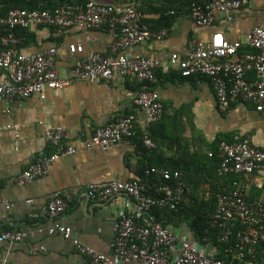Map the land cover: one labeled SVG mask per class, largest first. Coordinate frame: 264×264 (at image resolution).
<instances>
[{
    "label": "crops",
    "instance_id": "1",
    "mask_svg": "<svg viewBox=\"0 0 264 264\" xmlns=\"http://www.w3.org/2000/svg\"><path fill=\"white\" fill-rule=\"evenodd\" d=\"M3 1L0 0V8ZM96 1L118 8L136 2L141 6L144 20L153 24L161 18L159 8L171 0ZM256 27H264V0H253L233 22L218 13L216 22L207 28H199L189 16H181L165 40H151L135 46L131 53L167 59L172 53H186L191 40L209 41L215 34L222 33L231 42L245 41ZM26 35L23 47L26 54L50 48L58 50L56 66L62 77L70 74L80 57L70 52L71 45H83L84 56L92 52L108 56L113 41L108 28L85 32L70 29L56 38L52 29L38 27L28 30ZM248 79L254 81L255 74L249 73ZM142 85L133 78L115 76L107 82L74 81L64 90L48 91L45 100L34 95L12 103L0 101V232L27 234L14 246L0 243V264H90L86 257L76 252L71 240L55 230L53 221L44 213V208L59 192L72 194L73 201L58 221L70 226L75 238L109 255L115 221L130 208L123 197L104 203L88 202L84 194L89 185L139 179L145 156L157 163L186 162L190 165L191 176L202 179L212 169L214 162L210 154L217 150L216 142L223 137H250L254 146L264 149V111L258 112L251 104L237 102L227 113H221L209 78L185 79L176 72L157 71L152 89L165 109L159 127H148L145 115L134 105ZM8 107L12 109V116L6 113ZM126 115L135 116L139 136L148 131L151 135L155 133L154 148L141 143L138 135L133 144H117L107 150L83 146L96 129ZM11 124H19V138L8 129ZM49 128H64L67 132L65 144L77 147L78 152L55 162L44 178L18 186L15 180L27 167L40 156L53 152L54 148L44 139ZM180 139V146L174 144ZM255 179L259 180L256 185L245 180L241 182L250 201L264 204V173H258ZM29 200H33L32 205L27 203ZM171 228L180 238L196 242L187 224L176 222ZM203 247L209 256L221 257L229 264H264L262 256L253 261L243 260L224 252L214 241Z\"/></svg>",
    "mask_w": 264,
    "mask_h": 264
},
{
    "label": "built area",
    "instance_id": "2",
    "mask_svg": "<svg viewBox=\"0 0 264 264\" xmlns=\"http://www.w3.org/2000/svg\"><path fill=\"white\" fill-rule=\"evenodd\" d=\"M253 0H201L192 4L189 18L199 28L211 27L218 13L233 22L237 14ZM144 15L138 4L118 8L89 0L86 5L64 4L54 9L8 10L0 17V101L12 103L38 95L42 100L48 91L64 90L74 81L107 82L115 76L133 78L139 83H153L159 70L176 72L182 78L194 76L211 80L217 98L218 109L227 113L237 102L255 106L264 111V27L254 28L245 38L231 42L222 33L211 40H191L186 53H172L167 59L132 55L131 50L151 40L163 41L169 32L155 31L143 23ZM52 29L60 37L70 29L79 32L108 28L113 36L108 56L99 53H85L83 45H71L70 52L80 56L70 70L62 77L56 66L58 50L50 48L37 54H26L23 47L26 35L18 30L33 28ZM243 49L251 52L241 53ZM254 73V81L248 74ZM134 105L145 115L147 126L160 122L165 109L154 91H140ZM6 113L12 116L8 107ZM8 129L19 138V124ZM67 132L64 128H49L45 131L46 143L54 148L50 154L42 155L27 167L15 180L18 186L44 178L49 168L58 160L78 152L75 146H67ZM137 138L136 118L124 116L115 122L95 130L91 138L83 142L85 148L99 147L107 150L117 144H133ZM144 144L154 148L147 133ZM212 156V154H210ZM219 173L234 175L230 189L217 195V208L213 223L226 226L221 243L231 244L226 252L245 260L264 257V204L250 201L246 187L241 180L258 183L255 176L264 173V149L253 145L250 137L236 136L233 142L222 141L218 146ZM156 168L146 174H157ZM165 181H179L180 172L164 171ZM149 186L139 179L125 182L108 181L89 185L84 197L88 202L104 203L116 197L125 198L129 212H123L114 224V240L111 253L102 254L74 237L73 229L58 221L73 201L72 194L59 192L44 208V213L53 221L55 230L66 240H71L78 254L86 257L90 264H229L225 260L209 256L198 242L180 238L170 226L157 219L158 209L175 210L190 193L184 182L177 188L169 184L155 185V193L161 198L149 195ZM32 205L33 200L27 201ZM233 223H239L234 231ZM27 234L22 231H1L0 243L14 246L21 243Z\"/></svg>",
    "mask_w": 264,
    "mask_h": 264
},
{
    "label": "trees",
    "instance_id": "3",
    "mask_svg": "<svg viewBox=\"0 0 264 264\" xmlns=\"http://www.w3.org/2000/svg\"><path fill=\"white\" fill-rule=\"evenodd\" d=\"M88 1L89 0H59L57 2H54L53 0H4L2 2L3 5L0 8V17L5 16L8 10L13 8L31 10L47 8L54 9L64 4L86 5ZM199 1L201 0H171L170 2H168L167 5H164L163 8H159L161 18L158 21L151 24L143 19V23L152 30H167L168 32H170L177 18L185 15L189 16L192 4ZM134 4L138 3L132 2L128 5ZM26 32L27 30H18L19 35L25 36ZM244 52L251 51L249 49H243L241 53ZM143 90L153 91L152 83H144L140 91ZM162 120L151 126H161ZM148 132L149 137L154 143L153 136L155 137V133H152L151 135L150 131ZM139 137L141 138V143H144L142 142L144 141V134ZM181 141V139L176 140L174 141V144H179L180 146ZM222 141L233 142L234 138L223 137L217 140V150H215L212 156H210L214 162L213 165H211L212 169L207 172L205 177H203L202 179L191 176L190 165L186 162H178L171 160L167 161L166 163H157L156 161L151 162L148 157L145 156V159L141 161L143 169L139 174V180L150 185L148 194L156 198H161V195L155 193V185L169 184L177 188L178 183L184 182L187 185V188L190 190V193L184 196L182 203L175 210H171L170 208L158 209L156 211L157 219L162 222L165 226L170 227L174 223L176 224V222L185 223L190 227L192 233L194 234V237L196 239L194 240L196 242L204 246L209 241H214L215 243L220 244L222 246L223 251L225 252L231 244L235 243V239L233 238L231 243L224 244L220 242V237L224 235L226 228L230 227L231 224H228L226 226L215 225L213 223L212 217L215 214L217 208V195L223 192L225 189H230L233 186L234 181L238 180V178L234 175L224 176L219 173L220 159L218 156V146ZM146 151L147 150L145 149V152ZM153 168L159 170V173L147 175L146 172L150 171ZM166 170L171 171L172 173L180 172L181 178L179 179V181H165L161 173ZM232 227L234 231H236L240 226L239 223H233Z\"/></svg>",
    "mask_w": 264,
    "mask_h": 264
}]
</instances>
